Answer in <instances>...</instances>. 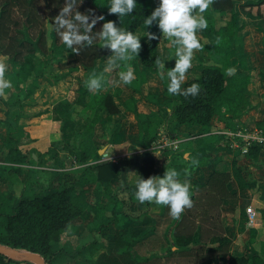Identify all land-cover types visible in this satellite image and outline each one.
Masks as SVG:
<instances>
[{
  "label": "trees",
  "instance_id": "1",
  "mask_svg": "<svg viewBox=\"0 0 264 264\" xmlns=\"http://www.w3.org/2000/svg\"><path fill=\"white\" fill-rule=\"evenodd\" d=\"M236 1L241 2L239 7L242 12L252 17L259 18L264 23V0H215L214 4L204 13L208 20V28L200 32V40L203 50L208 55L206 62L197 59L193 63L200 67L199 74L187 81L182 89H186L193 83L201 86V91L195 98L182 95L170 96L167 92V79L162 80V92L165 99L162 106L170 109L165 117V127L169 134H176L184 123L198 124L201 129L199 134L208 132L210 120L217 115L221 121L229 124L231 134L239 131L241 126L240 116L248 109L250 93L247 89L249 83L248 74L236 73L226 76L225 70L232 67V60L246 70L243 39L240 31L238 16L234 9ZM110 0H84L79 11L86 12L93 9L96 15H103L105 21L97 23L94 31H99L102 24L108 20L115 21L117 26L135 31L144 25L147 16L158 5V0H137L134 12L120 19L117 15L109 14L108 4ZM65 0H45L42 6L40 0H0V54L10 59L13 69L16 71L17 83L22 84L34 75L35 59L46 58L50 52L62 53L72 51L60 42L51 18L59 14ZM225 14V19L219 18ZM53 23V24H52ZM255 30L264 35V25L257 24ZM160 36V30L151 31ZM219 43L217 44V39ZM158 39L149 40L141 38L142 50L131 62L136 69L140 63L152 73H157L154 65L157 52ZM74 57L65 62L58 63L59 68L67 69V73L82 67L88 72L87 77L93 72L101 71L90 69L96 59H104L111 54L110 50L102 48V42L96 41L91 48L82 50L79 54L73 52ZM20 62L18 66L15 64ZM42 65V62H39ZM175 63L170 60L166 68ZM48 79H57L60 74H46ZM159 75V74H158ZM6 79H8L6 75ZM11 90L8 104L16 101L12 98ZM86 86L79 93L76 105H86ZM119 93L116 88L112 93L102 91L94 92L91 99V114L86 117V125L82 132L78 133L75 145H67L60 141L52 142L59 150L68 152L75 157L80 165L79 177L72 183L64 182L56 190H50L51 178L56 171H44L36 175L33 166H43L41 154L35 149L21 150L20 142L12 135H8L4 145L8 148L6 161L14 164L32 165L25 170L26 180L33 179V188L26 191L22 187L18 194L11 199L0 195V244L39 253L46 264H72L74 260H85L89 264H248L244 256L229 254L231 240L223 233L220 223V204L222 198L231 197L226 187L228 181L234 178L240 188L246 187L237 160L242 155L240 150L234 154L230 172L214 171L207 182L201 184L194 181L191 186L194 206L186 209L180 219L172 227L173 244H168L165 231L172 224L169 209L161 206L158 214L146 209L139 217L127 227L118 224V214L123 213L122 207L111 209L108 212L107 205L97 204L93 209V219L90 228L85 229L80 236L84 239L91 235V239L80 245L73 243L71 248H66L60 242L62 234L67 230L70 222L79 216L87 207L86 195L81 184L84 177L86 182L101 181L108 187L111 178L120 173L117 164L111 160H102L98 149L92 143V135L95 124L99 120V112L107 110L109 114L119 111L114 102V96ZM125 106L134 114L140 133L141 145L144 149L136 154V179L139 175L145 179L156 176L157 157L150 149H147L154 136L147 130L150 119L157 112L141 116L133 99L125 101ZM38 113L31 114L37 115ZM17 120V116L14 118ZM0 119V123H3ZM261 128V140L251 142L243 155L256 160L260 150L264 149V121L256 123ZM189 137L190 135H185ZM199 142L198 136L196 137ZM189 140H184L180 146L186 149L190 145ZM180 144V145H181ZM199 147V145L197 144ZM190 147L189 149H191ZM184 149V151H186ZM163 151L162 166L168 161V167L175 168L184 177V163L190 162L191 156L184 158L181 151H171V148ZM32 153L37 159L34 160ZM7 167L0 165V171ZM46 174V178L41 177ZM44 176V175H43ZM40 179L42 181H40ZM264 218V212L262 213ZM112 222L117 225L114 235L98 240L96 234L108 228ZM198 233V239L194 241V235ZM101 250L97 257L94 254ZM27 260H14L0 254V264H27Z\"/></svg>",
  "mask_w": 264,
  "mask_h": 264
},
{
  "label": "crops",
  "instance_id": "2",
  "mask_svg": "<svg viewBox=\"0 0 264 264\" xmlns=\"http://www.w3.org/2000/svg\"><path fill=\"white\" fill-rule=\"evenodd\" d=\"M236 13L237 23L243 26L240 35L243 39L247 69L243 70L237 64L236 59L232 60V68H235L236 73L249 75L247 89L250 93L249 107L240 116L242 126L240 130L244 135L254 139L261 137V128H258L256 123L264 121V35L255 30L253 26L252 20L257 19L256 17L242 12L241 9L236 10ZM155 28L156 25L148 28L144 24L135 31V34L143 38ZM198 35L201 37L200 33ZM163 41L166 43L164 44ZM156 48L159 57L167 66L172 57L174 58V46L166 39L161 41L158 39ZM51 53L46 58L33 61L34 75L22 84L17 83L16 71L10 59L0 54V60L8 66L6 75L12 82V87L6 90V95L0 97V119L4 121L0 123V165L7 167L4 171H0V195L5 198L11 199L23 186L26 187V191L31 190L33 186V179L26 180L25 178V170L32 165L6 161L8 148L4 143L8 135L19 140L21 150L26 151L32 148L41 154L45 162L43 166H33L36 175L45 170L56 171L50 181V190H56L64 182L72 183L79 177L81 167L75 157L66 151L56 149L52 142L60 141L70 146L76 144L77 135L84 129L86 117L92 112L90 104L94 92L88 90L85 106L76 105L78 95L88 79V72L82 67L69 73L67 69L59 68V62L65 63L74 57L72 51L59 54L53 52L52 55ZM108 56L104 59H96L90 69L102 72ZM194 59L204 63L208 60V55L204 51H198ZM39 62H42V65ZM19 64L20 62H17L15 65ZM174 64L171 67H174ZM133 69L135 80L130 85H124L119 80L121 69L105 74L107 83L100 91L112 93L114 89H119V93L114 96V102L119 111L109 114L107 110H101L92 135L94 146L97 149L103 148L104 155L98 153L101 159L115 162L120 173L117 177L110 179L108 187H105L101 181L86 182L84 177L81 179L82 183L77 187L84 190L88 207L70 222L60 242L68 249L72 247L73 239H75L74 243L80 245L91 239V235H88L89 239L86 236L84 239L79 238L78 241L80 234L90 228L93 219L92 209L97 204L107 205V213L111 209L122 207L127 215L119 213L118 224L123 228L132 223L135 217H139L146 209L153 214L160 212L161 206L154 203L141 204L136 200L134 195L136 174H133L130 179L127 178L128 172H136V154L146 150L141 145L134 114L124 104L126 100L133 99L136 110L141 116L157 112L150 119L147 128L150 135L154 136L147 149H151L152 145L162 150L171 148L174 152L181 151L184 158L190 155L191 159L199 160L197 167L189 169L191 174L188 178L191 186L194 181L205 184L214 171L230 172L234 154L238 152V149L240 150L242 155L237 160V167L246 182V187L240 188L234 178L228 181L226 187L231 197L222 198L220 223L223 233L231 240L229 254L246 257L248 264H264V218L262 217L264 212V149L260 150L256 160L243 155L248 145H244L243 141L241 145L234 144L229 124L221 121L217 115L211 118L208 132L199 134L200 125L184 123L176 134H169L165 127V117L170 109L162 106L166 98L162 92V80L157 73L150 72L140 63L137 64V70ZM199 72L200 67L193 63L181 87L183 88V85L196 77ZM47 73L60 74V77L50 81ZM11 90L14 91L12 98L16 101L13 105L8 104ZM35 113L38 114L31 115ZM16 116L17 120H14ZM187 134L190 136H185ZM197 136L198 143L196 142L198 141ZM186 139L191 142L186 149L184 147L186 150L184 151L180 146H183L181 143ZM190 147L192 148L189 149ZM32 156L34 160L37 159L35 153H32ZM168 161L170 160L162 166L163 156L157 158L156 169H159L158 175L161 177L165 173ZM188 167L189 162H185L184 169ZM41 175L43 177L46 174ZM247 207H251L255 213L252 224L248 221ZM176 221L173 219L172 224L167 228L168 234L167 230L164 232L170 245L173 244L171 232ZM116 226L115 222H112L108 228L96 234L97 239L114 235L117 231ZM197 239L195 234L194 241ZM100 251L94 254V258ZM72 264L89 263L85 260H74ZM217 264H226V262Z\"/></svg>",
  "mask_w": 264,
  "mask_h": 264
},
{
  "label": "clouds",
  "instance_id": "3",
  "mask_svg": "<svg viewBox=\"0 0 264 264\" xmlns=\"http://www.w3.org/2000/svg\"><path fill=\"white\" fill-rule=\"evenodd\" d=\"M84 0H65L59 14L53 18L55 31L60 42L68 49L79 54L82 50L91 48L96 41L102 42V48L110 50L103 71L99 74L93 72L85 81V86L90 92H99L107 83L105 74L119 71V80L124 85H130L135 80L134 69L130 63L142 50L141 38L133 31L117 26L115 21L108 20L102 24L99 31H94L100 21H105L103 15H96L93 9L86 12L79 11ZM215 0H158V5L147 16L144 23L148 28L156 25L161 33L148 32L149 40L166 39L175 48L174 67L166 68V64L157 56L154 65L161 80L167 79V92L170 96L182 95L185 98H195L200 94L201 86L193 83L186 89H182L187 73L193 67L195 53L203 50L198 33L208 28V20L204 13L214 4ZM43 6L45 0H40ZM137 6V0H110L108 4L109 14L117 15L120 24L123 18L132 14ZM219 38L217 39V44ZM7 64L0 60V97L6 95V90L12 87V82L6 79ZM235 68L225 70L226 76L235 74ZM152 154L160 158L162 149L152 145ZM199 160L192 159L189 167L184 169V179L175 168L166 165L165 173L161 176H151L145 179L139 175L135 180V198L141 203H154L167 207L169 215L179 220L186 209H191L192 200L189 169L197 167ZM136 172H128L127 178H131ZM249 213L252 209H248Z\"/></svg>",
  "mask_w": 264,
  "mask_h": 264
},
{
  "label": "water",
  "instance_id": "4",
  "mask_svg": "<svg viewBox=\"0 0 264 264\" xmlns=\"http://www.w3.org/2000/svg\"><path fill=\"white\" fill-rule=\"evenodd\" d=\"M100 155L103 154V148L98 149ZM104 155V154H103ZM0 254L6 255L14 260H28L35 264H46L44 258L36 252H31L23 249H17L0 244Z\"/></svg>",
  "mask_w": 264,
  "mask_h": 264
},
{
  "label": "built area",
  "instance_id": "5",
  "mask_svg": "<svg viewBox=\"0 0 264 264\" xmlns=\"http://www.w3.org/2000/svg\"><path fill=\"white\" fill-rule=\"evenodd\" d=\"M231 137L233 139V143L236 144L237 146L238 145H241L242 141L244 142V145H249L253 141L261 140V137H259V138L258 137H255L254 139H251V138H249V136L244 135L241 132V130L237 131L234 134H231ZM249 208H251V207H247L246 208V212H247V215H248L249 224H252L253 218L255 216V213H254V211H252L251 213H249V211H248Z\"/></svg>",
  "mask_w": 264,
  "mask_h": 264
},
{
  "label": "rangeland",
  "instance_id": "6",
  "mask_svg": "<svg viewBox=\"0 0 264 264\" xmlns=\"http://www.w3.org/2000/svg\"><path fill=\"white\" fill-rule=\"evenodd\" d=\"M240 3H241V2H239V1H236V2H235V4H234V9H235V11L238 10V9H240V7H239ZM224 19H225V14H222V16H220L219 20L222 21V20H224ZM252 21H253V26H254V28L256 27L257 24L259 25V23L262 24V25H264L263 21L260 20L259 18L254 19V20H252ZM140 31H141V30H140ZM140 31H139V33H140ZM137 33H138V32H137ZM146 35H147V34H146ZM146 35H145V36H146ZM161 40H163V39H161ZM163 42H164V44L166 43L165 41H163ZM167 42H168V41H167ZM52 53H53V52H52ZM52 53H51V55H52ZM47 57H48V56H47ZM43 178H46V176L44 175ZM168 232H169V230H167V234H168ZM69 235H70V234H69ZM196 237H198V233H196ZM72 238H73V237H72ZM86 238L89 239V236H87ZM68 240L71 241L72 239H69V238H68ZM195 241H196V240H195ZM72 242L74 243V242H75V239H73ZM27 262H28L27 264H35L34 262H31V261H28V260H27Z\"/></svg>",
  "mask_w": 264,
  "mask_h": 264
}]
</instances>
